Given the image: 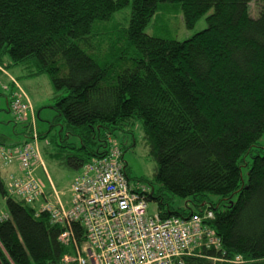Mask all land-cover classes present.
Here are the masks:
<instances>
[{"label": "trees", "instance_id": "1", "mask_svg": "<svg viewBox=\"0 0 264 264\" xmlns=\"http://www.w3.org/2000/svg\"><path fill=\"white\" fill-rule=\"evenodd\" d=\"M130 4L125 46L117 44L123 62L113 67L107 51L92 56L85 47L96 22ZM161 4L179 5L188 28L213 12L205 30L168 40L145 31ZM7 55L30 77H50L56 116L49 124L65 121L53 142L68 149L69 167L103 158L116 131L140 121L158 167L154 182L137 184L162 218L211 208L222 247L207 257L264 264V0H0L3 69ZM71 136L79 142L70 143ZM0 195L7 208L0 218L2 263L60 264L71 247L59 240L64 228L36 206L43 200L28 204L11 194L1 171ZM73 232L86 241L83 226L75 223ZM187 263L229 264L197 257Z\"/></svg>", "mask_w": 264, "mask_h": 264}, {"label": "built area", "instance_id": "2", "mask_svg": "<svg viewBox=\"0 0 264 264\" xmlns=\"http://www.w3.org/2000/svg\"><path fill=\"white\" fill-rule=\"evenodd\" d=\"M14 85L10 111L17 124L28 123L26 141L17 147L0 145L4 165L19 164L21 177L11 176L9 190L28 204L43 200L41 210L51 222L64 228L59 240L70 246L60 264H188L187 258H207L210 249H220L222 240L211 223L215 213L208 208L188 217L162 218L156 210L149 213V201L132 184L126 173L121 147L112 142L103 158L85 164L71 188L70 205L53 189V200L35 176L37 166L44 167L41 157L37 118L32 103L19 82L5 69ZM6 218V217H2ZM75 223L83 226L86 241L81 243L73 232ZM229 264H243L242 257L222 259Z\"/></svg>", "mask_w": 264, "mask_h": 264}, {"label": "rangeland", "instance_id": "3", "mask_svg": "<svg viewBox=\"0 0 264 264\" xmlns=\"http://www.w3.org/2000/svg\"><path fill=\"white\" fill-rule=\"evenodd\" d=\"M213 12L210 11L207 15L200 18L193 28H188L184 21L183 12L181 7L177 4H161L155 15L151 18L148 26L146 27V33L162 39L185 41L190 39L197 33L205 30L208 26L207 16ZM258 6L256 2L251 3V13L253 17L257 16ZM132 13V4L126 6L124 9L116 12L108 21L96 22L94 25L93 33L91 34L90 45L85 47L88 53L92 56L99 54V51H107L110 63L113 67H119L123 62L124 54L117 47L120 43L123 47L125 43L121 40L123 38L124 29H127L130 24ZM128 51V50H127ZM126 52V51H125ZM9 56H4L3 63L7 73L11 74L15 78L23 90L29 96L32 106L36 108L37 112L41 110L44 114L42 117L37 116V128L40 134H46L49 130L47 138L41 139L40 143L47 142L49 140L52 145L49 147L48 152L54 153L55 149L63 150L58 147L53 141L55 138V132H58L65 126V121L62 119L55 120L57 126L51 128L49 122L53 121L56 112L53 109L55 104L56 90L51 82L50 77L47 74H42L35 77L27 75L29 68L22 70L21 68H14L11 65ZM10 63V65H7ZM16 67V66H15ZM26 72V75L25 73ZM11 79L9 76L0 72V144L4 142L7 144L21 142L20 137L27 133L29 130L28 123L17 124L13 119L11 112H9L7 99L10 98V93H13ZM14 88V86H13ZM33 107V108H34ZM35 111V110H34ZM23 131V133L21 132ZM67 129L64 130L66 135ZM69 142L77 144L79 142L78 137L71 136ZM112 142L121 147L124 151V159L127 163V173L132 184L141 183L147 185L149 182H154L155 173L158 167V162L151 155L150 145L146 139L145 132L142 127V123L137 121L135 126L117 130ZM61 145L65 146L64 143ZM57 159L54 157L45 156L47 167L51 178L54 181L56 190L61 194L62 201L68 205L71 200V188L75 181L76 173L78 170L69 167L68 159L66 158L65 151ZM251 161V158H248ZM10 169L13 173H18V166L4 167L0 161V169ZM248 167L244 166L243 176L247 181ZM41 171V170H40ZM40 171L37 175L40 174ZM44 181L50 188L47 179L42 176ZM212 200L217 204L218 196L211 195ZM53 200V197H50ZM175 206H183L182 199L174 200ZM0 209V214L6 210V204L3 203ZM158 204L156 202H149V213L156 212Z\"/></svg>", "mask_w": 264, "mask_h": 264}, {"label": "crops", "instance_id": "4", "mask_svg": "<svg viewBox=\"0 0 264 264\" xmlns=\"http://www.w3.org/2000/svg\"><path fill=\"white\" fill-rule=\"evenodd\" d=\"M8 65H10V63H8ZM14 68L16 69V68H21L22 70L24 69V67L23 66H14ZM25 73V75H26V72H24ZM11 75V74H10ZM27 75L29 76V73L27 72ZM12 84V83H11ZM12 89H14L13 88V85H12V88H11V90ZM11 97H12V93H10V98H8L7 99V102H8V107H9V112H11L10 111V104H9V100L11 101ZM29 97V96H28ZM30 99V98H29ZM31 101V100H30ZM32 103V102H31ZM33 107H34V105H33ZM34 110H35V114H36V118H37V116L38 117H42L43 116V112L41 111V110H39L38 112H37V110H36V108L34 107ZM13 116V115H12ZM22 133H23V131H21ZM55 135H56V132H55ZM25 136H26V134L23 136V138L22 137H20V141L21 142H16V143H11V144H7V145H9V146H7V147H10V148H14V147H17L19 144H22L24 141H26V138H25ZM3 144H5L4 142H2V144L1 145H3ZM52 145V143L49 141V140H47V142H44L43 144L42 143H40V150H41V157H42V159H43V162H44V164H45V168L44 167H39V166H37V168H36V171H35V176H36V178L38 179V181L40 182V184L42 185V187H43V190L45 191V193H46V195L50 198V197H53V189H56L55 188V186H54V181H53V179L51 178V176H50V173H49V170H48V167H47V163H46V159H45V156H51V157H54V158H58V157H60V155H61V150H58V149H55V151H54V153H50L49 154V152H48V149H49V147ZM6 146V145H5ZM0 161H1V159H0ZM2 162V161H1ZM3 163V162H2ZM13 165H15V166H18V168H19V172L18 173H13L14 171H13V169H12V171L10 170V169H0V171H1V175H2V177H3V179H4V182H5V184H6V187H8L9 188V183H10V180H11V176H16V177H21L22 176V172H21V170H20V167H19V164L17 163V162H15L14 164H12V165H4L3 164V166L4 167H13ZM82 169V168H81ZM81 169H79L78 171H77V173H76V177L75 178H77V176L79 175V173L81 172ZM41 170V171H40ZM39 171H40V174L39 175H37L38 173H39ZM42 176H44L46 179H47V181H48V183H49V186H50V188H51V190L49 189L48 190V186H47V184H46V182L44 181V179H42L43 177ZM3 203H5V200L1 197V195H0V209L3 207V206H5ZM43 204V202L42 201H39L37 204H36V206L38 207H41V205ZM70 205V201H69V204L67 205V206H69ZM5 216H7V209L4 211H2L1 212V214H0V218H2V217H5Z\"/></svg>", "mask_w": 264, "mask_h": 264}, {"label": "bare ground", "instance_id": "5", "mask_svg": "<svg viewBox=\"0 0 264 264\" xmlns=\"http://www.w3.org/2000/svg\"><path fill=\"white\" fill-rule=\"evenodd\" d=\"M109 150H110V149H109ZM213 211H214V210H213ZM215 213H216V212H215ZM184 217H185V216H184ZM216 259H217V261H213V260H212V261H213L214 263L219 262V261H220V262H225L224 260H222V258H221V259L216 258ZM223 259H226V258H223ZM225 263H227V262H225Z\"/></svg>", "mask_w": 264, "mask_h": 264}, {"label": "water", "instance_id": "6", "mask_svg": "<svg viewBox=\"0 0 264 264\" xmlns=\"http://www.w3.org/2000/svg\"><path fill=\"white\" fill-rule=\"evenodd\" d=\"M0 264H3L1 260H0Z\"/></svg>", "mask_w": 264, "mask_h": 264}]
</instances>
